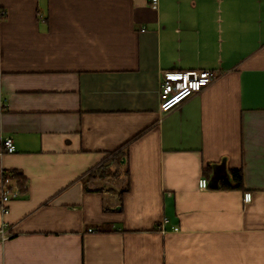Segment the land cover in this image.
<instances>
[{
  "label": "crops",
  "instance_id": "obj_1",
  "mask_svg": "<svg viewBox=\"0 0 264 264\" xmlns=\"http://www.w3.org/2000/svg\"><path fill=\"white\" fill-rule=\"evenodd\" d=\"M0 11V264H264V0ZM172 70L218 77L162 114Z\"/></svg>",
  "mask_w": 264,
  "mask_h": 264
},
{
  "label": "built area",
  "instance_id": "obj_2",
  "mask_svg": "<svg viewBox=\"0 0 264 264\" xmlns=\"http://www.w3.org/2000/svg\"><path fill=\"white\" fill-rule=\"evenodd\" d=\"M150 6L153 9L157 7V0H149ZM5 15L4 11H0V17ZM218 77V73L209 70H172L163 71L161 73L157 96H158V110L160 113H167L172 109L178 107L182 102L192 95L200 92L207 87ZM2 152L12 154L15 152V147L11 139L6 138L1 143ZM14 175L10 177L4 176L1 180L0 192V213L6 215L9 211V202L14 197L19 195V189L15 182ZM198 188L205 190L208 188L206 179L198 180ZM251 194L244 193L243 201H250ZM164 220L162 224H166ZM8 223L2 221L0 227V239L7 238ZM177 231V228L173 229ZM88 231H91L90 229Z\"/></svg>",
  "mask_w": 264,
  "mask_h": 264
},
{
  "label": "trees",
  "instance_id": "obj_3",
  "mask_svg": "<svg viewBox=\"0 0 264 264\" xmlns=\"http://www.w3.org/2000/svg\"><path fill=\"white\" fill-rule=\"evenodd\" d=\"M231 174V184H223L221 187L224 189H242V173L240 170H232L230 171ZM14 177L17 179L19 186L22 188L25 185V180L20 174H15Z\"/></svg>",
  "mask_w": 264,
  "mask_h": 264
}]
</instances>
